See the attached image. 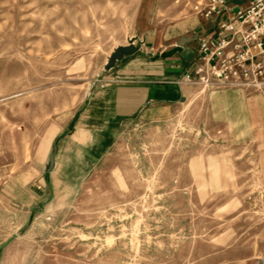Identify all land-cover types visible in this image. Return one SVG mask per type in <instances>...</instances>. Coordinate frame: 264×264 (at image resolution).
Instances as JSON below:
<instances>
[{"label":"rangeland","instance_id":"obj_1","mask_svg":"<svg viewBox=\"0 0 264 264\" xmlns=\"http://www.w3.org/2000/svg\"><path fill=\"white\" fill-rule=\"evenodd\" d=\"M195 3L205 0H0V184L47 165L115 46L169 25L212 31ZM216 90L193 84L173 120L130 126L66 206L0 260L264 264V95L239 90L235 123Z\"/></svg>","mask_w":264,"mask_h":264},{"label":"crops","instance_id":"obj_2","mask_svg":"<svg viewBox=\"0 0 264 264\" xmlns=\"http://www.w3.org/2000/svg\"><path fill=\"white\" fill-rule=\"evenodd\" d=\"M240 6L231 2L228 14ZM203 34L202 30L189 34L186 25L155 28L134 39L138 50L103 68L97 83L62 120L55 135L53 168L47 170L45 165L41 171L9 176L0 184V221L7 223L0 224V249H17L26 232L31 234L38 222L49 220L51 206L65 207L130 126H161L175 118L192 94V85L182 78L199 62L198 38ZM182 36L197 39L178 46ZM210 95L228 110L229 118L240 120L247 103L239 90L218 89Z\"/></svg>","mask_w":264,"mask_h":264},{"label":"built area","instance_id":"obj_3","mask_svg":"<svg viewBox=\"0 0 264 264\" xmlns=\"http://www.w3.org/2000/svg\"><path fill=\"white\" fill-rule=\"evenodd\" d=\"M244 1L231 15L228 0L193 5L215 23L198 38L199 62L184 74V84L264 95V0Z\"/></svg>","mask_w":264,"mask_h":264},{"label":"water","instance_id":"obj_4","mask_svg":"<svg viewBox=\"0 0 264 264\" xmlns=\"http://www.w3.org/2000/svg\"><path fill=\"white\" fill-rule=\"evenodd\" d=\"M197 37L193 36V37H185L182 36L180 37L177 41L176 44L178 46L184 45L187 42L196 40ZM134 39L133 38H129L126 44H119L117 46H115L112 51L110 52V54L107 56V60L103 65V68L105 70L111 68L114 64V62L118 59H121L123 57V55H127V54H131L133 52H135L136 50H138V46L134 45ZM55 153H56V144L54 143L52 145V149L50 151V153L48 154V164L46 165V169L49 170L51 168H53L54 165V157H55Z\"/></svg>","mask_w":264,"mask_h":264}]
</instances>
